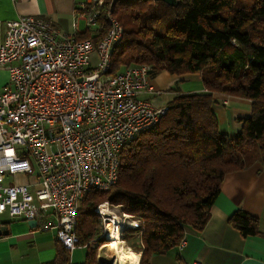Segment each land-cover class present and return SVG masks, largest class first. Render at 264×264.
Returning <instances> with one entry per match:
<instances>
[{
    "label": "trees",
    "instance_id": "trees-1",
    "mask_svg": "<svg viewBox=\"0 0 264 264\" xmlns=\"http://www.w3.org/2000/svg\"><path fill=\"white\" fill-rule=\"evenodd\" d=\"M123 34L111 52L110 74L146 64L149 75L198 74L204 90L175 94L155 126L120 151L118 179L108 190L80 200L74 232L85 248L81 264L97 262L104 243L97 204L107 201L137 219L119 237L141 252L138 264L176 247L185 228L200 231L224 176L258 162L264 166V0H105L93 32L77 34L95 44L106 33V13ZM250 101L233 137L222 132L212 106L225 97ZM10 221H7L9 223ZM241 236L262 235L258 218L236 210L228 218ZM95 243V246H91ZM142 244V247L140 245ZM47 264H71L70 251L55 239Z\"/></svg>",
    "mask_w": 264,
    "mask_h": 264
},
{
    "label": "built area",
    "instance_id": "built-area-1",
    "mask_svg": "<svg viewBox=\"0 0 264 264\" xmlns=\"http://www.w3.org/2000/svg\"><path fill=\"white\" fill-rule=\"evenodd\" d=\"M104 3L85 0L75 17L90 29ZM106 22L108 29L95 44L77 36L75 21V33L67 34L44 17L19 16L5 21L0 43V69L7 72L0 85V214L55 230L70 253L78 247L74 228L82 197L116 183L121 149L155 126L167 108L140 98L157 92L149 65L109 73L123 29L111 9ZM19 174L30 181L5 183ZM95 212L107 235L114 213L107 202ZM184 245L182 238L178 249Z\"/></svg>",
    "mask_w": 264,
    "mask_h": 264
},
{
    "label": "crops",
    "instance_id": "crops-1",
    "mask_svg": "<svg viewBox=\"0 0 264 264\" xmlns=\"http://www.w3.org/2000/svg\"><path fill=\"white\" fill-rule=\"evenodd\" d=\"M83 2L85 0H0V43L5 35V21L25 15L44 17L67 34L75 33L72 26L75 21L79 34L85 29L80 27V20L75 17V12ZM6 77L7 72L0 69V85L5 83ZM180 78L182 88H177L178 90H204L198 74L176 75L161 72L151 80L156 94L143 96L155 105H166L175 94V88L171 89L172 85ZM165 93L170 95L167 100L162 97ZM212 108L220 130L231 137L241 129L236 118L247 117L251 113L249 100L233 96L223 98ZM30 179L28 174L6 177L7 184L14 180L25 183ZM238 209L258 218L262 235L243 237L230 225L228 218ZM7 229V235H0V264H13L15 259L21 258L25 244L32 245L30 248L39 264H47L53 259L55 250L52 244L45 246L39 240L34 242L38 236L37 226L30 227L26 220L10 219ZM183 238L185 245L182 249L176 246L166 253L154 254L150 258V264H186L192 261L200 264H264V166L255 162L244 170L227 173L209 209V218L204 227L200 231L185 228ZM76 249L81 250V255L74 261L70 260L71 264L84 262L85 248L78 246ZM138 253L141 255V252Z\"/></svg>",
    "mask_w": 264,
    "mask_h": 264
},
{
    "label": "rangeland",
    "instance_id": "rangeland-1",
    "mask_svg": "<svg viewBox=\"0 0 264 264\" xmlns=\"http://www.w3.org/2000/svg\"><path fill=\"white\" fill-rule=\"evenodd\" d=\"M77 20H80L79 21L80 27L81 28L84 27L83 29H85V20L84 19H77ZM97 26H98L97 24L91 26L90 27V32H93L94 29ZM91 58H92V63L94 64L96 62V55L94 53L91 54ZM166 73H168V72H166ZM180 75H182V74H180ZM180 80H181V78L180 79H177L175 81L176 83H174L172 85V88L171 89H173V88H180L181 89L182 88V83L180 82ZM162 97H164V99L167 100L170 97V95L165 93ZM140 98H145V97L144 96H140ZM5 183H7L6 180H5ZM103 202H107V201H103ZM103 202H101V203H103ZM101 203H99V204H101ZM99 204H97V206ZM107 204L109 205V208H110V210H112V212L114 213V215H116L118 218H122V219L124 217L125 222H128L129 220L138 221L137 219H133L128 214H126V216H124L123 215L124 213L120 210V208H119L118 205H111L108 202H107ZM94 213L99 217L100 223H101V227H102V231L104 233V230H103L104 223L102 224L101 218L95 212V209H94ZM0 221H10V217L8 216L7 212H5L3 214H0ZM55 223H57L56 220H55ZM37 231H38L37 232L38 233V236H37V239L34 240V242L39 240V242L42 245H45L46 246V245L52 244L54 246V244H55V237L54 236L56 235V231L55 230H53V229L41 230V229L38 228ZM104 235H105V241L97 249V262H98V259H99L100 263H102V264H109L110 262H112V264H115L114 263L115 262V260H114L115 258L112 257L110 251H108L106 249V247H105L106 243L108 242V238H107V235L106 234H104ZM121 241H122L123 248H129V247L126 246V244H125V242L123 240H121ZM140 245L142 247V244L141 243H140ZM91 246H95V243H92ZM30 247H32V245L30 246L29 244H25L24 249L21 251L22 252L21 258L15 259V261H14L13 264H39L38 261H37L38 258H35L34 253H33V250ZM78 255H81V250L80 249L73 250L70 253V260L74 261L75 258ZM2 264H10V263H7L6 262V263H2Z\"/></svg>",
    "mask_w": 264,
    "mask_h": 264
},
{
    "label": "bare ground",
    "instance_id": "bare-ground-1",
    "mask_svg": "<svg viewBox=\"0 0 264 264\" xmlns=\"http://www.w3.org/2000/svg\"><path fill=\"white\" fill-rule=\"evenodd\" d=\"M101 211H104V213H108V210L106 209V206H101L100 207ZM112 223H109L107 225L108 227V233H107V238L108 242L106 243L105 247L108 251H110L112 257L115 259V264H138L139 259H140V253L133 251L130 248H123L122 246V241L119 237V231L124 228L130 227L133 228L135 221L134 220H129L127 227L124 226V223L116 216H112ZM112 264V262L110 263Z\"/></svg>",
    "mask_w": 264,
    "mask_h": 264
},
{
    "label": "water",
    "instance_id": "water-1",
    "mask_svg": "<svg viewBox=\"0 0 264 264\" xmlns=\"http://www.w3.org/2000/svg\"><path fill=\"white\" fill-rule=\"evenodd\" d=\"M162 1L166 2L169 5H173V6L178 4V0H162ZM27 224L30 227H35L36 221L35 220H28ZM7 234H8L7 222L6 221L0 222V235H7Z\"/></svg>",
    "mask_w": 264,
    "mask_h": 264
}]
</instances>
